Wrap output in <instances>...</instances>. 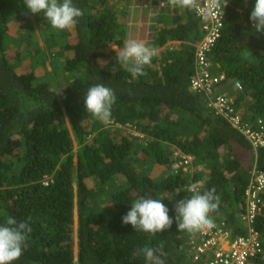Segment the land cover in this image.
<instances>
[{
    "label": "trees",
    "instance_id": "16d2710c",
    "mask_svg": "<svg viewBox=\"0 0 264 264\" xmlns=\"http://www.w3.org/2000/svg\"><path fill=\"white\" fill-rule=\"evenodd\" d=\"M132 1L73 0L84 15L60 31L24 0H0V224L31 217L33 229L13 264H146L145 246L166 253L165 264H203L191 255L199 230L178 231L174 219L175 203L197 182L220 197L211 220L248 235L246 187L253 168L264 172V148L253 149L192 89L206 36L195 0L163 2L151 45L161 52L136 79L111 50L124 47ZM254 5L228 0L225 26L206 56L209 73L226 80L217 93L229 86L224 93L251 125L264 121V33L250 21ZM98 83L117 96L107 125L84 106ZM139 197L162 200L172 227L153 236L124 225ZM260 198L264 204V192ZM252 227L264 243V208Z\"/></svg>",
    "mask_w": 264,
    "mask_h": 264
},
{
    "label": "clouds",
    "instance_id": "9594fccd",
    "mask_svg": "<svg viewBox=\"0 0 264 264\" xmlns=\"http://www.w3.org/2000/svg\"><path fill=\"white\" fill-rule=\"evenodd\" d=\"M163 2L181 7L194 4V0H162ZM213 2L218 8L226 7L228 4V0L227 2L213 0ZM24 3L31 14L44 13L50 26L60 31L75 28L79 18L84 15L83 11L74 5L73 0H24ZM250 21L256 32L264 33V0H255ZM156 55L157 51L154 47L144 41L132 39L125 42L124 47L116 52L114 59L121 66L126 65V71L136 79L147 74L145 67L151 65ZM84 101L85 109L94 118L105 125L110 122L112 107L117 101L112 88L103 83L95 84L87 90ZM256 171L259 170L253 168L248 186L251 185ZM200 188L199 182L191 184L188 191L192 195L175 203L174 219L178 231L192 233L212 226L211 213L218 209L220 197L216 195L214 187L203 192ZM131 205V209L122 217V222L124 225L131 224L136 232L155 236L170 229L174 223L173 218L169 216V208L160 199L139 197ZM30 220L31 217L18 221L12 216H7L5 222L0 224V264H13L20 259L33 231ZM140 251L144 255L146 264H165L162 257L166 256V253L162 250L145 246Z\"/></svg>",
    "mask_w": 264,
    "mask_h": 264
},
{
    "label": "built area",
    "instance_id": "2783aa9c",
    "mask_svg": "<svg viewBox=\"0 0 264 264\" xmlns=\"http://www.w3.org/2000/svg\"><path fill=\"white\" fill-rule=\"evenodd\" d=\"M158 7L163 9L165 4L159 2ZM226 7H216L213 0H195V13L206 36L196 51L198 71L192 81V89L202 94L208 107L243 135L253 149L258 150L264 148V121L257 120L255 125H251L242 118L233 96L217 93V88H222L223 83L225 85V77L212 76L209 73L210 64L206 61L209 49L220 38L225 26ZM237 89L242 90L239 85ZM188 164L185 162V166ZM263 192L264 172L256 171L246 189L245 212L242 215L246 228L249 227L248 235L236 236L227 222L213 220L211 227L199 230L198 242L193 243L191 249L192 260L203 264H264V243L261 234L252 227L264 208L260 198Z\"/></svg>",
    "mask_w": 264,
    "mask_h": 264
},
{
    "label": "rangeland",
    "instance_id": "374dc122",
    "mask_svg": "<svg viewBox=\"0 0 264 264\" xmlns=\"http://www.w3.org/2000/svg\"><path fill=\"white\" fill-rule=\"evenodd\" d=\"M154 3H155V0H154ZM141 4H144V6L142 7ZM128 6H129V12H130V23H129L128 36L126 38V41L136 39V40L144 41L147 45L151 46L154 41L155 17L157 14L161 12V9L158 7V5L156 7L154 5H151L149 1L144 2L143 0H133L132 4H129ZM135 23L136 25H134ZM111 50L114 51L116 55V52L119 51L120 49L114 46L112 47ZM156 51H157V54L161 52L159 49ZM114 57L112 58V61L115 60ZM53 60L54 59L52 58L50 61H48L46 66L44 67V70L46 72L53 71L54 69L52 65ZM128 132L129 134L131 133V135L140 136V134L138 133H135V132L133 133V131L130 128L128 129ZM143 137L144 136H141L140 138H143ZM88 184L90 186H93L94 182L89 180ZM106 207H108V204H105V208Z\"/></svg>",
    "mask_w": 264,
    "mask_h": 264
},
{
    "label": "crops",
    "instance_id": "0c3cea01",
    "mask_svg": "<svg viewBox=\"0 0 264 264\" xmlns=\"http://www.w3.org/2000/svg\"><path fill=\"white\" fill-rule=\"evenodd\" d=\"M143 1H144V2L149 1L151 5H154V6H156V7H157V5H158L157 1H155V3H154V0H143ZM141 5H142V7L144 6V4H141ZM140 12H141V11H140ZM131 25H132V24H131ZM134 25H136V23H135ZM226 89H227V90H226ZM225 90H226V92L230 93L229 86L225 87L223 91L225 92ZM235 92H236V90H235ZM232 229H233V232H235V227H234V226H232Z\"/></svg>",
    "mask_w": 264,
    "mask_h": 264
},
{
    "label": "bare ground",
    "instance_id": "6f19581e",
    "mask_svg": "<svg viewBox=\"0 0 264 264\" xmlns=\"http://www.w3.org/2000/svg\"><path fill=\"white\" fill-rule=\"evenodd\" d=\"M134 18V17H133ZM214 73V72H213ZM236 88V87H235Z\"/></svg>",
    "mask_w": 264,
    "mask_h": 264
}]
</instances>
